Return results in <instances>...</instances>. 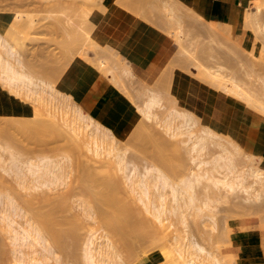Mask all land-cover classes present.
Returning a JSON list of instances; mask_svg holds the SVG:
<instances>
[{
    "label": "rangeland",
    "instance_id": "rangeland-1",
    "mask_svg": "<svg viewBox=\"0 0 264 264\" xmlns=\"http://www.w3.org/2000/svg\"><path fill=\"white\" fill-rule=\"evenodd\" d=\"M58 1L0 0V21H2L1 18H3L5 23H7L10 15L12 17L18 16L19 18L22 15L23 19H27L28 21L30 19L32 21L31 23H33V25L30 24L31 27L33 26L32 28L29 26V28L25 27L20 29L21 31L23 30L22 32L20 31L23 33L22 35L24 37L23 39L21 37L22 42L19 41L21 40L19 37L21 33H19L20 35L18 36L19 40L10 37L5 34V26L0 25V35L2 36V39L11 47L13 46V51H16L17 54L19 53L20 55V59L23 64L20 68L18 67L19 70L29 74L33 78L32 80L37 84L39 80L42 79L49 81L52 78L50 80L51 82L54 80L53 73L51 74L45 71V67L55 68V75L58 74L57 72L63 71L62 74L60 73V77H58L56 81L54 80L55 85L53 83L52 86H58L56 89H58L62 94L60 95L61 100H64L60 101V98H58L59 96H55L57 97L55 100L51 99V102L45 100L48 102L46 103L43 99H45L44 95H47V93L45 91L42 92L43 90H40L41 88L35 89L40 90L39 92H41L39 97V94H37L38 91H36L37 95L35 96L37 98L34 96L35 99L31 97L30 94L26 95L29 93L27 92L26 88L21 90L19 93L15 92L13 89L9 88V86L3 84V77L0 76V90L3 94L0 95H2L6 100L18 99L17 104L21 102L25 103L27 101L25 104L28 110V112L21 110L22 114H20L17 109L13 110V113L12 111L9 112L7 110V113L3 115V117L29 118L33 113L34 115L39 114L38 116L42 117L43 119H47L48 113L46 114L47 111L45 112V109L47 110L49 107L52 112L54 111L56 115H58L57 121L60 123L63 129L67 130L72 136L78 139H85L91 147L93 146L91 130L94 131L95 128L98 127V129L101 130L102 123L97 122L96 118L87 114L79 106L76 96L72 94L78 86L76 83L73 84V90L71 89L72 92L70 91V93L59 87V84L63 79L69 78L68 72L72 71L69 66L61 67V65L63 66L61 63V53L63 50L59 46H61V41H64L62 39L66 40L69 37L68 35L71 34L66 32L68 31L66 29L68 28L70 30L72 25L73 27H76V29L79 30L78 32L81 34L82 32L92 31V27L90 28V26H92L91 22H86V17L90 16L89 14L92 11L88 10L87 12L89 14L84 11L87 15H84L86 20H83L85 22L81 20L83 17L80 16L85 14L82 12L83 9L87 10L89 8L94 10L98 8L100 1L75 0L76 4H74V0ZM71 1L74 4H72V6L70 4L72 3ZM127 1L130 2V0H124L122 2V7L120 8L121 14L125 13V10L129 14L133 12L132 10L140 11H134L133 14H128V17H123L125 18L124 23L121 26H118V29L115 30L113 34L108 36V39L101 41L92 38L91 42L89 39H86V43L81 45V50L76 53L73 59L74 61L72 62L74 69L83 63L85 68L93 70L98 75L107 77L111 83L119 89L126 104L132 108L134 113L137 114L139 119L138 121L140 122L137 123H139V125L142 124L139 126V131V129L134 130L135 126L137 127L138 125L136 123L137 125L135 124L125 133V138H120L117 140L116 150L111 151L107 156L102 155L101 157L111 161L113 160L112 157L115 153L118 151H125V158L129 162V164L126 165L128 168L127 174H131L128 172L131 171L133 167L137 168L141 174H144L147 169L157 168L163 174H165L168 181L171 182V186H181V181L186 179L188 175H199L201 177V182L195 187V200L193 208H186L183 206L181 209L183 212V218L179 219V216L176 217L177 215L174 216L171 213L173 207H175V203L173 202L170 189L155 188L154 186L150 185L147 197H150L151 201L159 203V200H161V197L159 196L161 194H163L165 198L164 208L166 209V213L162 219L163 224L166 227L168 226L166 232L168 233L169 241L168 243L166 241H164V243L160 242L158 245H155L156 248L149 253H146L148 251L145 250L143 257L139 256L144 249L150 246L153 239L149 240V237L144 239L142 242L137 243L134 251L132 252L133 254L131 253L130 255H125V252L122 251L119 252V257H115L113 255V249L108 247L109 241H107L105 232L106 229L101 227L102 225L99 224V222L97 223L92 219L89 220L86 217L85 212L82 211L84 208L81 206H84L86 208L92 207L91 211H94L95 213L98 212L100 205H98L96 201L97 196L95 195H98L100 188H89L92 191L88 189L86 195L77 191V194L75 193L76 195L73 194L71 197L69 196L67 198V202L69 201V205L67 207L69 208V211L67 208L66 210L64 208L66 214L60 211L62 216L63 214L67 217L68 215L69 217L72 216L73 219H76L74 220L76 221V224L80 225V231L77 230L79 231L77 234L80 236H77V243L75 242L73 244V239H71V237L70 240L68 237V239H64L66 240L65 243L67 244L64 245H66L70 251H72V249L74 250V257L71 254V256H66L69 254H64L62 251H60V248L55 247L50 239L49 233L44 232V236L47 239V242L51 244L53 248L52 250H55L54 252L56 253V256L59 257V264H85V260L83 258V249L89 236H92L95 245H100L105 249V252L108 253L109 258L112 260L110 264H130L129 262L135 259L138 260V264H150L148 259L150 257L154 258L155 264H159L161 259L164 257L165 260H167L166 258L169 257V255L172 258L176 257L178 254L177 247L179 243L182 242H194L195 246H200L207 252L212 253V255L220 260L221 263L223 262V264L225 262L227 263L226 260L229 261L228 263L231 262L232 264H239V262H237L236 254L232 250V241L235 236L247 234L249 231H254L257 234H260V237L262 238V244L264 243V196H262V198L258 201H252V199H250L251 201H244V193L239 190L227 193L226 190L221 188V185L214 186L211 183V179H221L224 174V170L221 169L220 166L213 163V160L218 158L219 154L221 153V149L216 144L217 141H221V144H224L229 149L231 148L230 143L237 146L239 153L234 156L235 170L237 172L247 171L250 166L263 167L261 165L260 157L245 153L235 139H232V137L229 135H224L221 133V129H224L223 127L226 125L228 117L226 115L227 113L225 114V111L218 109V107H221V102H226V100L236 102L244 109V111L241 112L239 116L241 117L245 114L249 119L247 125L251 122V117H256L264 121V113H262L263 116H260L259 114H261L262 111H258L259 114L254 111L257 110L261 102L264 103V93L262 94L261 92L264 90V0H248L247 4L242 7L243 15L246 8L249 7L248 15L246 16V21L249 25L246 30L247 33L245 37H240V31H238L237 34L231 36L232 39L230 37L232 41L229 38H227L228 40H225L224 37L222 39L221 37L217 38L215 36L208 35L206 29L209 28V25L214 26L215 24H213L208 19L203 18L195 8L193 9L191 5H188L189 2L187 0H153L154 2L151 0H131V2L134 1L136 3L133 5L134 7L127 3ZM185 1H187L188 4ZM64 2H67L69 6H67V4L65 5ZM115 2L116 0H113L110 5H107L108 3L106 1V6L112 7L114 6ZM125 2L126 5L130 6H127V9H122L124 7L123 4L125 5ZM130 7L132 9H130ZM130 10L131 12H129ZM80 11L82 14H79ZM135 13L137 17L135 16ZM24 14H26L27 17ZM124 15H126V13ZM260 16L262 19L255 20V17L257 18ZM16 17L12 19L15 20L17 19ZM175 19L178 21L174 22ZM82 21L87 24L85 25ZM58 22H60L59 27H61L63 24L61 29H63L64 26L67 28L63 29V31H60V28L55 29L54 26ZM67 23L71 26H67ZM74 23H76V25H74ZM79 23H81V26H79ZM77 26H79L81 29L77 28ZM52 28H54L55 31H52ZM103 32L100 27L99 32L95 33L94 30L92 36H96V34L97 36L104 34L106 37L108 35V30L104 29ZM142 33H145L144 35L149 33V39H152V41H150V46L152 49H157L161 44V41H165L167 46L166 60L163 62L164 65L162 71L155 78L157 81L155 79L142 81L137 76H135L130 67L134 60L129 59L130 55H123V52L128 48L130 50L135 49V46H133L135 40L143 41V38L140 37ZM50 38L52 40H50ZM59 48L62 51H60ZM59 51L61 52L60 56L58 54ZM56 55H58L57 58ZM10 60L11 62H14L13 59ZM252 63H254V65ZM63 68L66 69L63 70ZM178 76L181 77V81L183 82L180 96L179 92L176 93L175 87L177 86L175 84L178 81ZM203 78L207 80V82L204 81ZM161 81L163 84H160ZM208 81L212 84L208 83ZM213 84L217 87V89L213 86ZM155 87L159 89L160 93H158L159 91H156ZM251 87L254 89V92L251 90ZM231 90L235 92H232ZM34 92L30 93L33 95L35 94ZM42 93H44V95ZM153 94H162L164 97L161 96L162 98L159 102V106L150 110L152 115L147 116L145 113L148 111L147 101ZM29 95L32 99H34L33 101L28 97ZM252 95H256V97L253 96L254 98L251 99V101L244 102L243 99L246 97L248 99L249 96L252 97ZM38 97L42 102L39 101L38 103V101H36ZM165 97L167 98L165 99ZM248 105L249 108L246 107ZM43 106L48 107H45L43 110ZM32 107H38L39 110H36ZM77 108L81 109L83 115L79 116V114L76 112ZM33 109L34 111L36 110L39 112H33ZM176 111L181 113L184 112V114H186L185 111L190 112L195 118L198 119L196 124L191 129L181 127L179 125L181 119H172V113ZM43 112H45V114ZM88 122L90 123L88 124ZM149 128H152V130L155 131L157 130V132L163 134L166 144L164 149H160L162 154L159 151H156L157 154L153 156L152 153H145L143 150H141L143 148L145 149L150 147H144L146 146L145 142L143 144L144 146L142 145L143 141L147 139V136L145 137L144 135L146 138L145 139L142 137L143 135L140 134H147ZM132 129L134 133L137 135L139 134V138L140 135L141 138H143L142 141L139 139L138 141H135L138 142L137 144L139 145H137L134 141V143H131L134 145V147L137 146V150L131 144L130 145L132 147H130L129 144L124 143V141L130 137L129 134L133 132ZM143 129L144 131L146 130V132L142 131ZM204 131H214L216 133H220L221 139L214 137L213 139L206 140V147L198 156L195 151L191 150L195 139H190L189 136L190 134L193 136H200L204 134ZM16 137H19L17 140L20 139L18 144H21V148H17L19 145L17 147L13 146V150L12 147H7L8 145L4 143L2 137L0 136V182L2 181L0 183V250L2 253L0 254V264H34L35 262L37 263V261L40 262V260L41 262H44L46 259L45 256L47 255L46 252L43 251L44 244L42 241H38L40 238L36 237L34 230L31 227L32 225H37V221L33 217L32 212L27 210L28 208H26V205L24 201L22 202L21 198L25 197V199L27 198L28 200V197H30L33 193L39 194L41 192L42 194L41 190L45 191V193L47 191V193L50 196L52 195V197L55 196L56 193V195L66 193L70 183L71 185L73 181L77 183L75 180L77 168L74 166L76 170L73 169V171H71L65 184L60 185L55 189L51 188L53 190H45V187V189L42 187L41 189L39 186H37V184L35 186L33 174L30 170V172L27 171L30 167L28 161H39L42 156H46L47 154V156L54 160L60 158L58 156L62 155L61 151H63V154L67 153L65 151L66 148L63 143L64 141H52L54 143L51 145V150L49 147L50 144L47 142L44 143L35 141L34 143V141H31L32 144L25 143V145L24 140L23 142L21 141V139H24L23 137L21 138L19 135H16ZM25 142L27 141L25 140ZM52 142L50 143L52 144ZM55 142L57 144H55ZM174 142L180 146L179 149H181L180 151H182V153L178 152V154L174 149H171L173 147L169 144H173ZM22 146L24 150H22ZM26 146H28L29 149ZM45 146L47 149L49 147L48 151H51L46 153L47 149H45ZM39 147H44V149H40L43 151L45 150V153H42L40 150H38ZM168 147L171 149L169 154L168 151H166L169 150ZM19 149H21V151H18ZM35 149L37 150L36 152L34 151ZM104 149H106L105 144ZM165 153L167 154L166 156L164 155ZM86 155L88 158L87 160H89L90 157L95 158V156H93L90 151H88ZM157 155H159V160H161L160 157L162 155L165 156V158L163 157L164 159H162L163 163H161L162 161L160 162L157 159H154L157 157ZM166 157L169 159L167 160ZM88 162V166H95L91 161ZM168 162H172V164L168 165ZM199 162H201L200 165ZM153 165L157 167H153ZM177 166H184L185 168H183L181 171L183 172L185 170V172H183L185 175L182 177H179L176 172ZM71 168L73 167L71 166ZM114 172L117 173V175H120L119 171L116 170V167H114ZM19 176L21 179H24H19ZM108 177L110 176L104 170L100 169L95 171L93 179L101 180L107 179ZM73 178L74 180H72ZM136 179H138V177ZM30 180L33 182V184H31L32 182ZM249 181H251V179H249ZM33 185L35 189L37 187L39 188L34 190ZM31 187L32 189H30ZM137 191H139V189H137ZM109 195L113 196L119 201H121L120 199L124 197L128 199L127 196H124L122 193L120 194L117 191H112ZM83 196L90 197H87V200L86 197L83 198ZM138 197L139 196L136 194L133 195V199H135V201L133 200V202H135L133 203V207L136 206V215L140 212L139 215L142 214L141 217L145 216L146 218L152 220L153 218L146 212L145 207L141 201L138 200ZM82 200H84V202ZM85 200L86 203L88 202V204L85 203ZM93 202L94 205H91ZM121 202L123 203V201ZM182 202L183 201L181 200V203ZM35 205L38 206L40 204L36 203ZM150 208L152 209L153 205H151ZM81 211L83 213H81ZM58 215L60 216V214ZM8 219L12 221H9ZM10 222L11 224H9ZM249 222L254 226L247 227ZM82 223L84 225L83 227H81ZM177 241H179L178 244ZM68 243L70 246H68ZM73 245H75V249ZM69 247L73 248L70 249ZM160 254L164 257L161 258ZM52 260L48 261L49 264H58V262H52Z\"/></svg>",
    "mask_w": 264,
    "mask_h": 264
},
{
    "label": "bare ground",
    "instance_id": "bare-ground-1",
    "mask_svg": "<svg viewBox=\"0 0 264 264\" xmlns=\"http://www.w3.org/2000/svg\"><path fill=\"white\" fill-rule=\"evenodd\" d=\"M56 1H58V0H56ZM99 1L100 2L98 4V6H99L98 8H96L94 10L89 9V8L87 10L86 9L82 10L83 13L87 12L88 10L92 11L91 12L92 14L91 13L89 14L87 12L90 16H87L86 13L82 14L81 11L79 12V14L83 15V16L79 15L80 17H83V18H81V20L85 19L84 15L87 16L86 17L87 20L86 19L85 20L87 23L91 22L92 26H90V28L92 27V31L82 32V34H81L78 32L79 30H77L76 27H73V25L72 26L68 25L69 22L67 23V26H69V27L71 26L70 30L64 26L63 29L67 28L66 30H68V31H66V30L65 31L68 33H71V34L70 35L67 34L69 37L66 40L65 39H62L64 41L60 40L61 41L60 44L62 47L59 46L60 44L58 43L59 44L58 46L63 50L62 51L59 48L60 51H62V53L60 51L58 53L59 56L62 54L61 60L63 62L61 60L60 61L63 64V66L61 65V67H65V66L68 67L69 66L71 68V70L72 69L74 70V66L72 65V62L74 61L73 59H74L76 53L81 50V45L83 43H86L85 42L86 39H89L91 42V40L93 38L92 33L94 32V30H95V33H98L99 28L101 27L102 32L104 31V29L108 30V32H109L112 30V29H110L112 26H116V25L120 24L121 21L125 19L123 17H125L129 14L128 12H126V10H125L126 15H124L125 13L121 14L120 8L122 7V2L124 0H116L114 6H112V7L106 6V0H99ZM151 1H153V0H151ZM67 2L66 3L64 2V4L66 5ZM130 2H131V0H130ZM130 2L127 1V3L131 4V6L134 7L133 5H135L136 3L134 1H133L134 3L133 2L130 3ZM185 2L188 4L187 1H185ZM70 4L72 6L73 2ZM74 4H76L75 0H74ZM63 5H62V7H63ZM188 5L190 6L191 4L189 3ZM67 6H69V4H67ZM123 6L124 7L122 9H124V8L127 9V6L129 7L130 5H126V2H125V5L123 4ZM191 7H192V5H191ZM130 9H132V8L130 7ZM138 9H139V7H138ZM142 9H144V8H142ZM195 9H196V7H195ZM70 10H71V8H70ZM248 10H249V7L246 8L244 15L241 16V19L236 18L231 23L211 21L215 25L214 26L209 25V28L206 29L207 34L210 36H215L217 38L221 37L222 39L224 37L225 40H228L227 38L230 39V37L235 34V32L239 26V22L241 23L242 29L245 27L244 30L246 31L248 26H249L247 24V21H246V16L248 15ZM42 11H44V10H42ZM122 11H124V10H122ZM132 11L138 12L140 10H132ZM129 12H131V10ZM133 12H131L130 14H133ZM59 13H62V12H59ZM143 13H144V11H143ZM24 15L27 17L26 14H24ZM10 16H9L7 23H5L3 18H1L2 21H0V25H2V26L4 25L6 28L5 34L10 36V37L18 39V36L20 35L19 33H21L23 31V30L21 31L20 29L25 28V27L29 28L30 24L33 25V23H31L32 21L29 18H28L29 21L27 19H23L22 15L20 18L18 16L17 17L14 16L17 18L15 20L12 19L14 17H12V16L10 17ZM28 16H29V14H28ZM135 16L137 17L136 13H135ZM257 19H262V17L261 16L257 17V18L255 17V20H257ZM74 21H75V19H74ZM175 21L177 22L178 20L175 19L174 22ZM59 23L60 22H58L54 26V28L55 29L60 28V31L61 30L63 31V29H61L63 24L61 25V27H59L60 26ZM83 23H82V25H83ZM79 24H80L79 26H81V23H79ZM74 25H76V23H74ZM77 25H78V22H77ZM79 26H77V28H80ZM32 27L30 26V28H32ZM83 27H87V26H83ZM54 28H52L53 29L52 31H55ZM86 29H88V28H86ZM95 33H94V35H95ZM22 34L23 33H21V35ZM21 35L19 37H20V39H21V37L23 39L24 37H23V35L22 36ZM100 35L104 36V34H100ZM96 36H97V34H96ZM22 39L21 40L18 39V40L22 42ZM231 39H232V37H231ZM50 40H52V39L50 38ZM50 40H48V41H50ZM14 41H17V40H14ZM0 51H2V52H0V76L3 77L2 78L3 84L9 86V88L13 89L15 92H18V93L21 90H23L24 88H26L27 92H29V93L26 92L27 93L26 95L30 94L31 97H33V98L37 94H39V97H40L41 92H39V91L43 90L42 92L45 91L47 93V95H44V93H42L45 96L44 97L45 99L42 98L44 101L48 100V102H51V99L55 100L57 98L55 96H59L58 97V98H60L59 100L64 101L63 99L61 100V97H60V95H62V94L59 92L58 89H56V88H58V86L57 87L54 86L55 81L57 80L58 77H60V75L62 74L63 71L57 72L59 75L56 74L57 75L56 76L54 74L55 68L45 67V71H47L51 74L53 73L55 81L53 80L54 82L53 81L51 82L50 80L52 78L49 81H45L42 79V80H39L40 83L38 82V84H39L38 85L37 83H35L32 80L33 78L29 74H27L25 72H21L19 70V68L23 64L21 62L19 53L17 54L16 51H13V46L11 47L9 44H7L2 39L1 35H0ZM51 52H53V51H51ZM57 56L58 55H56V58H57ZM10 59H13L14 62H11ZM252 64L254 65V63H252ZM65 69L63 68V70H65ZM45 74H46V72H45ZM45 74H44V76H45ZM204 81L207 82V80H205V79H204ZM48 82H50L51 85ZM53 83H54L53 86L55 88L52 86ZM161 83H162V81L160 82V84ZM208 83L212 84L209 81H208ZM213 86L216 87L214 84H213ZM67 87H69V85ZM36 88H41V89L35 90ZM158 88H159V86H158ZM158 88L155 87L156 91H159ZM28 89H29V91H28ZM32 89H34L35 92ZM165 89H166V87H165ZM216 89H217V87H216ZM31 90L35 94L32 95L31 93H33V92ZM251 90H253V92H254V89L252 87H251ZM36 91H38L39 93L37 92V94H36ZM231 91L235 92L233 90H231ZM261 92L263 94L264 90H262ZM158 93H160V91ZM161 93H162V91H161ZM0 94H2L1 90H0ZM162 94H157V95L153 94L149 97V99L147 101V110L148 111L145 112L147 116L152 115V113L150 112L151 109H154L157 106H159V102L161 101V98L164 97ZM167 94H168V92H167ZM30 95L28 96L29 98H31ZM47 96H49V97H47ZM250 96L248 99H247V97L245 99H243L244 102L251 101V99L254 98L253 96L256 97V95H252V97H250ZM263 96H264V94H263ZM39 97L36 100V101H38V103H39V101L42 102L41 100H39ZM166 98L167 97H165V99ZM34 99L31 98L32 101ZM17 100L18 99L6 100L3 96H2V98H0V136L2 137L4 143H6V145H8L7 147L13 148V146L17 147L19 145V147H17V148H21V146H20L21 144H18L20 139L17 140L19 137H16V135H19L21 138L22 137L24 138V139H21L22 142L24 140V144L25 143L32 144L31 141H34V143H35V141L44 142V143L47 142L48 144H50L49 147L51 150H52L51 145H53V143H54L52 141H60V140L64 141L63 143H64L65 148H66L65 151L67 152V153L63 154V151H61L62 155L60 154L61 156H58L60 158H57L55 160L51 159L49 156H47L48 155L47 154L46 156H42L39 161H34V162L28 161V164L30 167L27 171L30 170L31 173L33 174L35 186L37 184V186H39L40 188L45 187L46 188V189L44 188L45 190L51 189V188L55 189L56 187L65 184L66 180L69 178L71 171H73V169L77 168V170L75 169L76 170V179L75 180L77 183H75L74 181L72 182V180H74V178H73L71 180V182H72V185H74V186H72L70 183L68 186L67 192L65 191L66 193H61L58 195H56L57 194L56 193L55 196L52 197V195L50 196L47 193V191H46V193L48 195L45 193V191L41 190L42 194H41V192L39 193L40 195L38 193H36V194L33 193V194H31L30 197H28V200H27V198L25 199V197L21 198L22 202L24 201L26 208H28L27 210L32 212L33 217L37 221V225H32L31 227L34 230V234L36 235V237L40 238L38 241H40V242L42 241V243L44 244V250L43 251H45L46 255H47V256H45L46 259L43 257L45 259L44 262L43 261L41 262V260H40V262L37 261L38 264H43V263L49 264L48 261L52 260L53 256H54V258H53L52 262L53 261L58 262V260H59V257H57L56 253L54 252L55 250L53 251L51 244H49L47 242V239L44 236V232L49 233L50 239H51V241L55 247L60 248L61 249L60 251H62L64 254H69L66 256H71V255L73 256L75 254V253L73 254V251H74L73 249H72V251H70L68 249V247H66L67 244L65 243L66 240H64V239L68 237L70 240V237H71V239H73L72 241L74 244L78 240L77 238L80 237V236H78L79 234H77L80 231L79 230L80 225L76 224V221H74L76 219H73L72 216H70L71 218L69 217V215H68V217L64 214L62 216L60 211H62V213L63 212L65 213V210L69 205V201L67 202V198L69 196L71 197V195H73L75 193L77 194V191L86 195L89 188H92V189L93 188H98V189L100 188L98 195H95V196H97L96 201H97L98 205H100L99 206L100 209L98 210L97 213H95L94 211H91L92 207L86 208L84 206H81L84 208V209L82 208L83 209L82 211L85 212L86 217L89 220L92 219V220L96 221L97 223L99 222V224L102 225L101 227H104L106 229V231H105L106 237H107V241H109L108 247L113 249V255L115 257H119V252H122V251L125 252V255H130L134 251V248H135L137 243H140L144 239L149 238V237H150L149 240L153 239V241L151 242L149 247H147L146 249H144L142 251V253L139 257L144 256L143 253L145 250L148 251L146 253L153 251V249L156 248L155 245H158L160 242L164 243V241H166L168 243L169 238H168V233L166 232L168 226L166 227L163 224V219H162L166 213V209L164 208L165 198H164L163 194H161L159 196V197H161V200H159V203H155L154 201H151L150 197H147L150 185L154 186L155 188H162V189L169 188L170 189L172 197H173V202L175 203V207H173V210L171 211V213L174 216L177 215L176 217L179 216L178 217L179 219L180 218L182 219L183 218V212L181 211V209L183 208V206L186 208H193V204H194V200H195L194 199L195 187L197 186V184H199L201 182V177L199 175H188L186 177V179H183L181 181V186H179V185L171 186L172 184L170 181H168L165 174H163L157 168L147 169L144 174H141L137 170V168L133 167L131 169V171L128 172L131 174H127L128 168L126 165H128L129 162L125 158V151H118L117 150L118 152L114 154V156L112 157L113 160H111V161L106 160L105 158L101 157L102 155L107 156V155H109V153L111 151L116 150L117 140L120 139L117 137L114 130L111 128V126H110L111 124L108 125L107 123L99 121L100 119L99 120L97 119V122L102 123V126L99 124L102 128L100 130V129H98L99 127L97 126L98 128H95L94 131L91 130L92 137H93V140H92L93 146L90 147V145L86 142L85 139H78V138L72 136L67 130L63 129V127L57 121L58 115H56V113L54 111L52 112L48 106L47 107L50 111L48 109L47 110L45 109L46 106L45 107L43 106L44 108L42 107L43 110L45 109V112L47 111L46 114L48 113L47 119H43L42 117L38 116L39 114L34 115L33 113L29 118L3 117V115H5L7 113L6 112L7 110L9 112L12 111V113H13V110L17 109L20 112V114H22L21 110L28 112L27 106L25 104L27 101L25 103L21 102V103L17 104ZM172 101H174V100H172ZM45 102L48 103L47 101H45ZM86 105H87V103H86ZM38 107L37 108L32 107V108L39 110ZM246 107L249 108V105ZM263 109H264V103L261 102L259 104L257 110H254V109H252V110H254L258 114H259L258 111H262L261 114H259V115L263 116L262 115V113H264ZM36 110L34 111V109H33V112H37ZM19 112H15V113H19ZM45 112H43V113L45 114ZM76 112L79 114V116L83 115L81 112V109L77 108ZM185 112H186V114H184V112L181 113L178 111L172 113V119H174V120L181 119L179 125L181 127L186 128V129H191L196 124V121L198 119L195 118L190 112H187V111H185ZM25 114H27V113H25ZM86 117H87V115H86ZM88 118H90V117H88ZM239 120H240V122H242L245 125H247V123L249 122L248 121L249 119L245 114L242 115ZM137 122H139V121H137ZM89 123L90 122H88V124ZM139 123H137L138 125L136 124L137 127L135 126L134 130L135 129L138 130L140 128L139 126H141L142 124L139 125ZM132 131H133V129H132ZM139 131H140V129H139ZM142 131H144V129ZM136 132H138V131H136ZM144 132H146V130ZM203 133L204 134L200 135V136H193L192 134H190V136H189L190 139H195L193 142L191 150L195 151V153L198 156L205 149V147H206L205 141L206 140L213 139L214 137H218L219 139H221L220 133H216L214 131L213 132L204 131ZM140 134L143 135L142 137H144V135H145V137L147 136V139H148L147 140L144 137L146 140L143 141L142 145L145 142L146 146L143 145L144 147L150 146V147H147L145 149L144 148L141 149V150H143V152H145V153L150 152V153H152L153 156L156 155L158 151L161 153L160 149H162V148L164 149L165 144H166L165 139L163 137V134L157 132V130L156 131L152 130V128H149V130L147 131V134H145V133L144 134L140 133ZM129 135H130V137L127 140H125V141L122 140V141H124L125 144L130 145L133 141L134 142L138 141V139L142 141V139H143V138H141V135H140V138H141L140 139L138 136L139 134L137 135L136 133H134V131ZM123 138H125V137H123ZM25 140L27 142H25ZM28 141H30V142H28ZM50 142H52V144ZM167 142H168V139H167ZM47 143H46V145H47ZM135 143L137 144L138 142H135ZM139 143H141V142H139ZM174 143L169 144L170 146L173 147L171 149H174L176 151V153H178V152L182 153V151H180L181 149H179L180 146L176 142H174ZM55 144H57V143L55 142ZM104 144H105L106 149H104ZM216 144L221 149V153L219 154L218 158L213 160L214 161L213 163L215 165L220 166L221 169L224 170V174H223V177L221 179L220 178L211 179V183L214 186L221 185V188L226 190L227 193L235 192L236 190L241 191L242 193L245 194L244 201H251L250 199H252V201L260 200L262 198V196H264V168L263 167L250 166L247 171H238L237 172L235 170V160H234V156L237 153H239L237 146L235 144L233 145L230 143L231 148L229 149L224 144H221V141H217ZM25 145H23V146H25ZM131 145H130V147H132V146L134 147V145H132V146ZM137 145H139V144H137ZM23 146H22V150H24ZM26 147L28 148V146H26ZM36 147H38V146H36ZM49 147H48V149H49ZM136 147H134V148H136ZM40 148L41 147H39L38 150H40L42 153H45V150L44 151L41 150V149H44V147L41 149ZM45 149H47L46 146H45ZM48 149L46 150L47 151L46 153L51 151V150L48 151ZM168 149L169 150H166V151H168V154H169V151L171 149L169 147H168ZM13 150H14V148H13ZM136 150H137V148H136ZM174 150H172V151H174ZM18 151H21V149H19ZM34 151L36 152L37 150L35 149ZM88 151H90L93 154V156H95V158L90 157V159L87 160L88 158H87L86 154ZM153 152H154V154H153ZM161 154H159V155H161ZM172 154H173V152H172ZM42 155H45V154H42ZM159 155H157V157H155L154 159H157L160 162L162 161L161 163H163L162 159H164L167 154L165 153L164 154L165 156L162 155L160 157L161 160L158 159ZM180 156H181V154H180ZM180 156H179V158H180ZM166 158H167V160L169 159L168 157H166ZM178 160H181V159H178ZM88 161H91L93 163V165H95V166H88L87 165L89 163ZM170 164H172V162L169 163L168 165H170ZM181 164H182V162H181ZM200 164H201V162H199V165ZM71 166L73 168H71ZM74 166H76V167L74 168ZM114 167H116V170L119 171L120 175H117V173L114 172ZM153 167H157V166L153 165ZM183 168H184V166H177L176 167V172H177L179 177H182L183 175H185L183 173V172H185V170L183 172H181L183 170ZM100 169L104 170L110 177H108L107 179L94 180L93 176L95 174V171H98ZM163 169H165V168H163ZM77 171H78V176H77ZM21 177H23V176H21ZM137 177H138V179H136ZM19 179H21L20 176H19ZM23 179H21V180H23ZM249 179H251V181H249ZM31 184H33V182ZM39 187H37L35 189L34 185H33L34 190H37ZM30 189H32V187ZM53 189H51V190H53ZM137 189H139V191H137ZM89 190H91V189H89ZM112 191H117L120 194L122 193L124 196H127L128 199H126V197H124L125 199L121 198L120 200L123 201V203H122L121 201L117 200L113 196L109 195ZM130 193H131V195H130ZM132 194L133 195L136 194L139 196L138 200L141 201V203L145 207L146 212L153 218L152 220L146 218L145 216L141 217L142 214L139 215L140 212L138 210L137 211L139 213L136 215V213H135L136 212L135 211L136 206L133 207V203H135V202H133V200L135 201V199H133ZM32 196H33V198L31 199ZM84 197H86V196H83V198ZM87 197H86V199L88 200V198L90 196L88 198ZM181 200L183 201L182 203H181ZM82 201L84 202V200H82ZM66 202H67V204H66ZM36 203H39L41 206L40 205H38L39 207L36 206L35 205ZM85 203H86V200H85ZM86 204H88V202ZM136 204H134V205H136ZM91 205H94V202ZM151 205H153L152 209L150 208ZM64 208H65V210H64ZM67 209L69 211V208H67ZM137 209H138V206H137ZM68 211H66V212H68ZM82 211H81V213H83ZM58 214H60V216ZM8 218H10V217H8ZM87 218H86V220H87ZM5 219H7V218H5ZM9 221H12V220H9ZM81 222H80V224H81ZM9 224H11V222ZM83 226L84 225L82 223L81 227H83ZM138 227H140V228H138ZM77 230H79V231H77ZM34 240H36V239H34ZM179 241H177V244L179 243ZM40 242H39V244H40ZM69 243H68V246L71 245V243H70V245H69ZM64 244H66V245H64ZM75 245H73V247ZM73 247H69V248L71 249ZM41 249H42V247H41ZM74 249H75V247H74ZM177 251H178V254L176 255V257L172 258L168 254L169 257L166 258L167 260H165L164 259L165 257L160 254L161 258L164 257L163 258L164 260L161 259V262L159 264H223V262L221 263L220 260H218L214 255H212V253L207 252L204 248H202L200 246H198V247L195 246L194 242L193 243L192 242L179 243V245L177 247ZM62 252H60V253L63 254ZM169 252H170V250H169ZM0 254H2L1 250H0ZM168 255H166V256H168ZM51 256H52V258H51ZM83 258L85 260V264H110L112 262L111 258H109L108 253L105 252V249L100 245H95L94 239L92 238V236H89L87 242H85L84 249H83ZM148 259H149L150 264H155L153 257H150ZM226 261H227V263L229 262L228 260H226ZM59 262H58V264H59ZM129 263L130 264H138V260L135 259V260L130 261ZM228 264H232V263L230 262Z\"/></svg>",
    "mask_w": 264,
    "mask_h": 264
},
{
    "label": "crops",
    "instance_id": "crops-1",
    "mask_svg": "<svg viewBox=\"0 0 264 264\" xmlns=\"http://www.w3.org/2000/svg\"><path fill=\"white\" fill-rule=\"evenodd\" d=\"M106 1L108 3L107 5H110L113 0ZM187 1L193 8L196 7V10L203 18L209 19L210 21L226 23H231L236 18L241 19L243 15L242 7L248 2V0ZM123 23L124 20H122L120 24L112 26L110 28L112 30L108 32L106 37L93 36V38L101 41L106 40L108 36L113 34V32L118 29V26H121ZM238 31H240V37H245L247 31L242 29L240 22L235 34H237ZM144 34L145 33H142L140 35L143 41L135 40L133 44L135 49L130 50L128 48L123 52V55H130L129 59L134 60L130 65L134 75L142 81H149L150 79H155L162 71L163 62L166 60L167 46L165 41H161L157 49H152L150 46V41H152V39H149V33L146 35ZM68 73L69 78L63 79L59 87L70 93V91L72 92L73 90V84L76 83L78 86L72 94L76 96L79 106L87 114L92 115L98 120L100 119L99 121L107 123L108 125L111 124L117 137H125V133L130 130L139 119L132 108L123 100L119 89L114 86L107 77L98 75L93 70L85 68L83 63ZM68 85L69 87H67ZM175 85L176 93L179 92L180 96L181 86L183 85L180 76H178V81ZM0 98H2V95H0ZM218 109L225 111L228 117L227 123L223 127L224 129H221V133L235 139L245 153L260 157L261 165L264 167V121L256 117H251V122L248 125H243L239 120V115L244 109L236 102L226 100V102H221V107H218ZM249 226L253 227L254 225H251L249 222L247 227ZM261 239L260 234L254 231H249L247 234L234 237L232 241V250L236 254L239 264H264V243L262 244Z\"/></svg>",
    "mask_w": 264,
    "mask_h": 264
}]
</instances>
